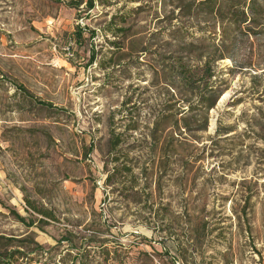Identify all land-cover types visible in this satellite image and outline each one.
<instances>
[{"label": "rangeland", "instance_id": "1", "mask_svg": "<svg viewBox=\"0 0 264 264\" xmlns=\"http://www.w3.org/2000/svg\"><path fill=\"white\" fill-rule=\"evenodd\" d=\"M92 1L0 0V264H264V0Z\"/></svg>", "mask_w": 264, "mask_h": 264}, {"label": "trees", "instance_id": "2", "mask_svg": "<svg viewBox=\"0 0 264 264\" xmlns=\"http://www.w3.org/2000/svg\"><path fill=\"white\" fill-rule=\"evenodd\" d=\"M238 1L240 0H225V2L227 4H237ZM253 2V6L251 7L250 11L252 13V15L254 16L255 15V6H256V0H252ZM187 5L189 7H193L195 4H196V0H191V1H188L186 2ZM88 5L90 7V9L93 8L94 4H93V1L92 0H88ZM215 5H216V0H201L200 4L198 5V7H204L206 6L207 9H208V12L210 13H213L214 12V9H215ZM264 13V11L262 12ZM232 17H235V19L239 18L240 19L238 21L242 22V23H246L248 21L247 19V16H246V13L244 11L242 12H238V11H234L232 14ZM82 30L80 28H78L77 30V36L81 39L82 37ZM92 35H94L92 33ZM96 56H95V53L92 54L91 56V63L95 60ZM206 68L204 69V77H212V74H211V70L210 72L207 73L208 71V67H209V63H206ZM179 80L183 83H186L185 85L186 86H193V87H196V82L198 81L196 79V76L194 74V72H191V73H187L185 74V72H179ZM195 83V84H194ZM19 90L24 94V96L28 97V98H31L32 95L31 93L23 86H21L19 88ZM210 92L212 93L211 95V99L209 100H205L203 99L201 101V105L203 106V111L205 112V116L204 118L201 120L202 122V126H200V128H198L199 130L201 131H207L208 129V122H209V117L207 116L208 112L213 109L216 105H217V102L219 100V96L217 95V92H213V90H210ZM38 106H40L41 108L43 109H48V108H51L53 107L51 104H48V103H45V102H39L37 104ZM197 110V108H192V112ZM191 118H184L182 121L184 123V128L187 129L188 131H194V129L192 130L191 129ZM178 124V123H177ZM130 130H135V128H130ZM119 146V142L116 141V140H110L109 142V151L110 152H113L115 151V149ZM92 151V148H90L88 150V154ZM170 158L169 154H166L164 155V157L161 159V166L167 164V160ZM115 162H118V159H115L114 160ZM126 173L127 174H131L132 173V167H129V166H124L123 168H118L116 167L113 171H108L106 169V174H107V180H106V184L109 186L110 183H112V181L116 180L117 181H122L121 180V177H123L122 175ZM134 177V176H133ZM127 187V186H126ZM131 191H135L137 189V182H136V179L131 183L130 187H128ZM26 190V189H24ZM138 193V192H136ZM25 203H26V206H27V210L28 212L30 213V215L34 216V215H37L38 218L36 220H30L28 222V224H26L27 220L25 218H23L22 216H20L16 211H11V213L16 217V219L27 225L28 227H34L35 225H37L38 228L42 229L43 231V228H44V225H48V223H50L49 221H57L56 219V216L50 211V210H47L46 208L43 207H40L36 204L35 201L31 200L29 197H26L25 198ZM0 204L3 206V203L0 202ZM15 240V239H14ZM14 240L12 239H9V238H5V237H0V246L3 248V247H6L7 245L4 244V243H11V242H14ZM68 242V243H72L71 241V238L68 236V237H62L61 240L59 242ZM20 245L18 246L19 248L22 247L24 245L25 242H27V239L26 240H18L17 241ZM104 246L102 245L101 248H103ZM105 249V248H103ZM104 251V250H103ZM107 251V250H105ZM2 252H0V256H2ZM16 255H23L21 251L19 250H15L13 251L9 256L10 257H13V256H16ZM75 264V263H73Z\"/></svg>", "mask_w": 264, "mask_h": 264}]
</instances>
